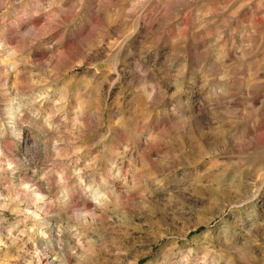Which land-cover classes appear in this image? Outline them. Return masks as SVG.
<instances>
[{"label":"rangeland","instance_id":"rangeland-1","mask_svg":"<svg viewBox=\"0 0 264 264\" xmlns=\"http://www.w3.org/2000/svg\"><path fill=\"white\" fill-rule=\"evenodd\" d=\"M46 252L264 264V0H0V264Z\"/></svg>","mask_w":264,"mask_h":264},{"label":"bare ground","instance_id":"bare-ground-1","mask_svg":"<svg viewBox=\"0 0 264 264\" xmlns=\"http://www.w3.org/2000/svg\"><path fill=\"white\" fill-rule=\"evenodd\" d=\"M21 143L24 145V146H27L26 147V151H29V152H25V154L27 153V155L26 156H37L39 153H36V151H35V149H34V147H35V145L34 146H30V143H31V139L30 138H28V136H25V137H23L22 139H21ZM37 150V149H36ZM46 156V155H45ZM42 160V159H41ZM7 168V167H6ZM31 181V180H30ZM27 186V185H26ZM31 186V185H30ZM30 186H29V188L27 187L26 189H25V195H28L29 196V194L30 193H33V194H35L36 193V191L35 190H33V189H30ZM35 189V188H34ZM32 194V195H33ZM36 195V194H35ZM28 196H26V197H28ZM39 196L37 195V198H38ZM13 198V197H12ZM17 198V197H16ZM31 199V198H30ZM18 200V199H17ZM15 201V200H14ZM22 201V200H21ZM43 203V202H42ZM53 203V202H52ZM37 210V209H36ZM39 210V209H38ZM27 212V211H26ZM37 212H33V214L32 215H34L36 218H37V214H36ZM27 214H31V212L29 213V212H27ZM38 217H40L39 216V214H38ZM57 235V234H56ZM59 238V237H58ZM50 241V240H49ZM53 241V240H52ZM56 246V245H55ZM59 247V246H58ZM60 248V247H59ZM45 254V253H44ZM53 257V255H51V253H49V252H46V254H45V256H44V259L45 260H47V261H50V263L51 264H53L54 262H55V258H53V259H51ZM56 257V256H55ZM57 262V261H56Z\"/></svg>","mask_w":264,"mask_h":264}]
</instances>
